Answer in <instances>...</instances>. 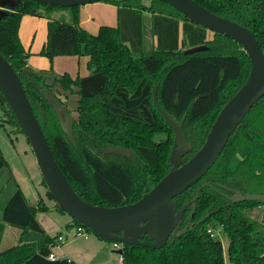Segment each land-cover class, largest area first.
I'll list each match as a JSON object with an SVG mask.
<instances>
[{
  "label": "trees",
  "instance_id": "obj_1",
  "mask_svg": "<svg viewBox=\"0 0 264 264\" xmlns=\"http://www.w3.org/2000/svg\"><path fill=\"white\" fill-rule=\"evenodd\" d=\"M195 1L248 27L264 51V0ZM108 2L118 5V24L101 25L93 34L80 26V5L65 7L72 15L67 22L50 16L61 6L22 0L0 18V52L18 73L55 158L74 189L92 204L115 207L139 200L173 166L169 156L174 129L158 111L154 90L171 118L178 123L184 118L183 130L191 149L181 159L187 161L203 146L222 107L247 80L251 60L232 37L217 32L209 37V29L166 2ZM145 13L152 16L157 40L151 55L143 53ZM26 14L49 18L42 55L50 59L87 55L90 73L72 78L68 73L31 69L19 37ZM47 90L59 98L74 95V109L66 105L74 117V142L47 101ZM1 105L8 123L24 133L9 105ZM160 133L165 137H158ZM114 146L131 152L111 151ZM4 167L9 163L0 147V170ZM236 192L264 194V96L231 134L207 173L173 198L177 211L196 199L195 209L191 205L184 214L183 233L175 229L161 248L123 245V264H225L223 244L212 236L221 228L230 239L228 255L234 264H264V223L247 212L264 203L231 200ZM48 209L42 198L37 205L31 204L17 187L2 210L0 245L6 224L22 232L17 244L0 249V264H78L67 257L49 259L55 236L37 219L39 210ZM73 224L84 225L76 219ZM144 239L149 240L148 235Z\"/></svg>",
  "mask_w": 264,
  "mask_h": 264
},
{
  "label": "water",
  "instance_id": "obj_2",
  "mask_svg": "<svg viewBox=\"0 0 264 264\" xmlns=\"http://www.w3.org/2000/svg\"><path fill=\"white\" fill-rule=\"evenodd\" d=\"M44 4L71 7L91 2L109 0H36ZM166 2L187 16L191 21L201 24L212 32H217L240 43L251 60L247 80L229 99L218 113L203 146L187 161L182 156L191 149L183 130L184 118L178 123L161 107L157 92L154 90V103L161 115L174 129V140L170 161L173 166L150 191L136 202L107 207L84 200L74 189L66 174L55 158L41 122L39 121L27 96L23 83L7 58L0 52V102L8 104L19 125L26 134L48 191L59 208L83 223L97 235L108 241L122 244L116 252L122 254L123 245H141L161 248L175 229L183 233L180 225L186 210L196 207V199L186 203L177 211L174 197L186 191L215 164L227 144L231 134L242 122L252 107L264 96V51L255 34L246 26L210 11L195 0H160ZM22 0H0V18L18 7ZM201 47L189 49L197 50ZM46 99L55 108L57 115L74 142V117L66 104L52 91H46ZM43 120L46 114L41 109ZM111 151L128 154L130 150L111 147ZM200 196V188L197 190ZM231 200H252L264 203V194L236 192ZM148 235L149 240L144 239Z\"/></svg>",
  "mask_w": 264,
  "mask_h": 264
},
{
  "label": "rangeland",
  "instance_id": "obj_3",
  "mask_svg": "<svg viewBox=\"0 0 264 264\" xmlns=\"http://www.w3.org/2000/svg\"><path fill=\"white\" fill-rule=\"evenodd\" d=\"M93 3L94 4L96 3L95 6L93 7L94 10L98 11L97 12L98 15H95V20H98L100 18L99 17L100 13H102L103 17H109L108 20L109 21L112 20L111 23H114L115 25L117 24V20H118L117 9L111 7V5H116L118 7L116 3L108 2V1H98V2H91L88 4H93ZM53 16H55L57 19L61 18L67 22L72 18L70 10L65 7L57 8V12L53 14ZM99 26L100 25L97 26L96 31L99 30L100 28ZM143 31H144L143 53L145 55H151L155 50V47L153 46L151 41V35H152L151 14H146V13L144 14ZM208 35L209 37H211L212 31H210ZM75 56L81 57V63H80V59ZM69 57H74L73 65L72 66L70 65L71 67L70 66L69 67L72 69V73L70 74L75 78L77 76H82L83 74H86L87 71L88 72L91 71L88 62L86 61L84 63L86 59L84 58L86 57L85 55H69ZM73 97L74 95H70L68 93V97L62 95L60 99L66 105L74 109ZM73 113L74 115L76 114L75 112ZM158 137L164 138L165 135L160 133L158 134ZM0 147L9 163V167H4L0 170V218L4 205L19 186L23 190L24 194L26 195L27 199L31 204L37 205L40 199L42 198L45 201L46 205L49 207L48 210H39L37 212V219L42 225V227L46 230V232L49 233L62 232L64 235L68 234L69 235V239L67 240L68 242L63 245L67 251V254L69 256H75L69 250L76 252L79 251L81 255L77 256V258L86 260L87 237L75 236V232H76L75 225L71 226L70 228L67 227L69 221L73 222L72 216L59 210L56 206L57 203L55 199L51 198L50 195L48 194V188L45 184L42 183L43 177L26 134L17 130L16 127H13L8 123L1 103H0ZM114 147L126 148L122 146H114ZM247 212L253 219L257 220L260 223H264V205L257 206L251 210H248ZM21 232H22L21 228L12 226L10 224H6L3 232V238L1 241L0 249L3 250L12 245L17 244L19 242V237ZM88 237L96 241H99L95 246L91 247L90 252L88 254V256L90 257L94 252H97V255L94 258L95 262H93L92 264H97L98 262H100V260L108 259L109 255L111 254L114 255L112 256L114 258L111 259H119V253L113 251V249L115 248L113 247L112 241H108L106 239L100 238L93 231H89ZM214 237L219 239L223 244L226 264H234L230 260L228 255V246L230 239L223 230V228L214 231ZM59 250H60L59 248H54V251L58 255L57 257L60 256ZM110 264H116V262L113 261Z\"/></svg>",
  "mask_w": 264,
  "mask_h": 264
},
{
  "label": "crops",
  "instance_id": "obj_4",
  "mask_svg": "<svg viewBox=\"0 0 264 264\" xmlns=\"http://www.w3.org/2000/svg\"><path fill=\"white\" fill-rule=\"evenodd\" d=\"M95 4L93 3V4H88V5L87 4L81 5L80 11H79L81 27L87 29L89 32L92 31L91 33L93 34H97L98 31H96V28L98 25L116 26L118 24V20H117V24L115 25L114 23H111L112 20L110 21L108 20L109 17H103L102 13H100V16H99L100 18L98 20H95V15H98L97 14L98 11L94 10L93 8ZM111 7L117 9V15H118V7L116 5H111ZM56 12H57V9L53 10L50 16L52 18L57 19L55 16H53V14H55ZM110 19H111V16H110ZM48 21H49V18L46 15L37 16V15L26 14L22 18L21 26L19 30V37H20V40L24 46V49L27 55V58H26L27 65L34 71H52L53 73L57 75H62L67 72L70 74L72 73V69L70 67L73 65L74 57H69V55H57L52 60H50L47 56L42 55L40 53L41 49L44 47V45L47 42V23ZM143 36H144V31H143ZM151 41H152L153 46L156 48L157 40L153 32L151 35ZM143 44H144V40H143ZM85 56L86 57L84 58L86 59L84 63L86 61L89 62L90 57L87 55ZM75 57H78L81 63V57L80 56H75ZM89 73L90 72L87 71L86 74H83L82 76L88 75ZM71 77L75 78L72 75ZM73 225H74L73 222L69 221L67 224V227L70 228ZM50 234L55 236V240H56L57 235L59 234L63 236H68V239H69V235L68 234L64 235L62 232H51ZM70 235H73V234H70ZM67 240L65 243H63L60 246L51 247L52 251L55 253L56 256L58 255L54 251V248L60 249L59 250L60 256L57 258L67 257L69 259L76 261L78 264H92L93 262H95L94 258L97 255V252H94L92 256L90 257L88 256V254L90 252L91 247L95 246L97 242L99 241H96L89 237L86 238V260H84V259L77 258V256L81 255L79 251L76 252V251L69 250L75 256H69L67 254V251L63 246L64 244L68 242ZM116 250L117 249H113L114 252H116ZM112 256L114 255L112 254L109 255L108 259L100 260V262H98L97 264H110L113 261H115L116 264H123L122 254H119V259H111V258H114ZM225 264H226V260H225Z\"/></svg>",
  "mask_w": 264,
  "mask_h": 264
},
{
  "label": "built area",
  "instance_id": "obj_5",
  "mask_svg": "<svg viewBox=\"0 0 264 264\" xmlns=\"http://www.w3.org/2000/svg\"><path fill=\"white\" fill-rule=\"evenodd\" d=\"M89 235V230L85 225H77L76 226V232H75V236H80V237H88ZM212 236L214 237V231L212 232ZM68 239V236H63L61 234L57 235L56 237V243L53 244L54 246H60L63 243L66 242V240ZM113 247L115 249H119L122 247L121 243L115 242L113 241ZM57 256L55 255V253L52 251L49 255V259L54 260L56 259Z\"/></svg>",
  "mask_w": 264,
  "mask_h": 264
}]
</instances>
